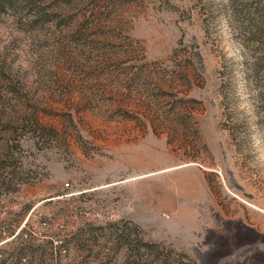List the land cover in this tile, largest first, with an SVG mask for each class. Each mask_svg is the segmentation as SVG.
Wrapping results in <instances>:
<instances>
[{"label":"rangeland","instance_id":"1","mask_svg":"<svg viewBox=\"0 0 264 264\" xmlns=\"http://www.w3.org/2000/svg\"><path fill=\"white\" fill-rule=\"evenodd\" d=\"M8 1L2 252L264 264V0Z\"/></svg>","mask_w":264,"mask_h":264},{"label":"trees","instance_id":"2","mask_svg":"<svg viewBox=\"0 0 264 264\" xmlns=\"http://www.w3.org/2000/svg\"><path fill=\"white\" fill-rule=\"evenodd\" d=\"M6 3H10V1L8 0H0V7H3ZM262 110H264V108L262 107ZM264 117V112L261 114ZM264 124V118L261 121ZM4 181L0 182V187L3 186ZM27 212L30 211V209L32 208V206H27ZM21 230H22V226L18 229V230H12L11 232H9L10 234V239L8 240H0V264H22L21 263V258L24 255H27V251L24 249L25 247H19L18 251L16 252H12V253H8L5 254V252L3 253L2 250H4L5 247H8L10 245H14L16 244V242L20 239V235H21ZM13 247V246H12Z\"/></svg>","mask_w":264,"mask_h":264},{"label":"built area","instance_id":"3","mask_svg":"<svg viewBox=\"0 0 264 264\" xmlns=\"http://www.w3.org/2000/svg\"><path fill=\"white\" fill-rule=\"evenodd\" d=\"M5 240V239H4ZM2 242H4V241H2ZM2 242H0V243H2Z\"/></svg>","mask_w":264,"mask_h":264}]
</instances>
